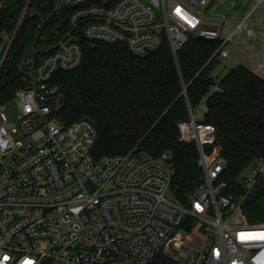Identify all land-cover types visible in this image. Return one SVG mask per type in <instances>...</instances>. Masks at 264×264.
<instances>
[{"label": "built area", "instance_id": "built-area-1", "mask_svg": "<svg viewBox=\"0 0 264 264\" xmlns=\"http://www.w3.org/2000/svg\"><path fill=\"white\" fill-rule=\"evenodd\" d=\"M212 1L54 0L53 14L66 12L68 31L19 64L17 119L0 106V264H264V224L248 223L245 196L222 194L226 184L218 179L227 162L218 146L209 150L216 129L201 113L190 109L178 127V141L195 144L201 170L185 204L171 191L167 154L95 159L94 126H66L53 113L51 80L81 65V38L123 44L138 56L168 45L177 59L190 37L223 38L224 22L233 27L226 45L241 29L256 35L252 10L212 20L202 13ZM224 48L220 57L228 56ZM19 133L26 144L15 141ZM253 166L246 191L264 178V160Z\"/></svg>", "mask_w": 264, "mask_h": 264}, {"label": "trees", "instance_id": "trees-1", "mask_svg": "<svg viewBox=\"0 0 264 264\" xmlns=\"http://www.w3.org/2000/svg\"><path fill=\"white\" fill-rule=\"evenodd\" d=\"M53 2L0 0V106L24 87L21 61L43 55L68 31L66 12L53 14ZM80 45L81 65L56 72L51 80L53 113L66 126L93 121L95 159L131 152L152 158L170 154L175 170L171 191L185 204L201 170L195 144L179 142L178 127L190 119V109L204 103L202 122L216 129L215 144L208 148L218 146L227 162L218 179L226 184L222 194L245 196L242 210L248 223L264 224V178L258 176L246 191L242 177L255 161L264 160V79L237 65L217 81L213 74L219 50L226 46L223 38L190 37L177 59L168 45L144 56L123 44L81 38Z\"/></svg>", "mask_w": 264, "mask_h": 264}, {"label": "rangeland", "instance_id": "rangeland-1", "mask_svg": "<svg viewBox=\"0 0 264 264\" xmlns=\"http://www.w3.org/2000/svg\"><path fill=\"white\" fill-rule=\"evenodd\" d=\"M234 0H213L206 8L202 9V13L212 19H219L220 17H223L224 15H229L231 12L229 11V8ZM256 29V35L252 38H249L246 31L241 30L233 35L231 42L226 45L224 48L228 56L226 57H220L219 58V65L216 68L213 77L219 81L231 68L236 67L237 65H245L246 58H249V56L253 53V51H256V53L259 54L260 59L264 60V50L261 52V44L264 42V30H260L257 27ZM233 27L229 25L228 23L223 24V38H226L229 34H232ZM1 53V51H0ZM216 88H213L211 92L215 91ZM4 111L8 114L10 120H16L17 119V107L15 99L7 102L4 105ZM206 112V106L203 103L200 105V107L193 110L194 115H198L201 113V116L204 115ZM15 141H20L23 144H26L28 142V139L23 137L20 133L14 135ZM168 158L171 159L170 154H167ZM253 165L250 166L242 175L243 178L248 177L251 175L253 170ZM199 243V241H198Z\"/></svg>", "mask_w": 264, "mask_h": 264}, {"label": "crops", "instance_id": "crops-1", "mask_svg": "<svg viewBox=\"0 0 264 264\" xmlns=\"http://www.w3.org/2000/svg\"><path fill=\"white\" fill-rule=\"evenodd\" d=\"M253 5L254 4L250 0H234L228 8L235 18L244 17L252 10L249 22L262 31L264 30V4L262 3L257 6L254 5V7ZM262 33L264 32L262 31ZM260 48L262 52V50H264V42L261 44ZM246 60L248 64L246 63L244 66L248 67L251 71L264 79V60L260 59L259 54L256 53V51H253Z\"/></svg>", "mask_w": 264, "mask_h": 264}, {"label": "water", "instance_id": "water-1", "mask_svg": "<svg viewBox=\"0 0 264 264\" xmlns=\"http://www.w3.org/2000/svg\"><path fill=\"white\" fill-rule=\"evenodd\" d=\"M28 5H29V4H28ZM28 5H27V7H26L25 11L27 10V8H28ZM25 11H24V13H23V16H24V14H25ZM23 16H22V17H23ZM8 53H9V49H8V50H7V52L5 53V56H4L3 60H2V64H3L4 60L6 59V57H7ZM83 121H84V122H86V123H88V124H89V125H91V126H94V123H93V121H92V120H90V119H88V118L84 119Z\"/></svg>", "mask_w": 264, "mask_h": 264}]
</instances>
